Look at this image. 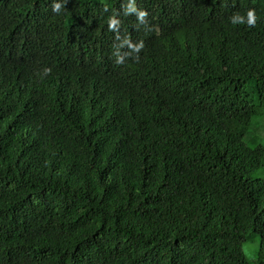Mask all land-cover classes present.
Wrapping results in <instances>:
<instances>
[{
  "label": "trees",
  "instance_id": "obj_1",
  "mask_svg": "<svg viewBox=\"0 0 264 264\" xmlns=\"http://www.w3.org/2000/svg\"><path fill=\"white\" fill-rule=\"evenodd\" d=\"M52 2L0 0V264H264V0Z\"/></svg>",
  "mask_w": 264,
  "mask_h": 264
},
{
  "label": "clouds",
  "instance_id": "obj_2",
  "mask_svg": "<svg viewBox=\"0 0 264 264\" xmlns=\"http://www.w3.org/2000/svg\"><path fill=\"white\" fill-rule=\"evenodd\" d=\"M67 0H53L51 4V10L53 13H60L62 5L66 4ZM125 15L134 13L137 20L144 22V18L147 16V11L144 9H137L135 0H127L126 6H124ZM228 21L233 26L244 25L247 27H253L257 21V15L254 9L248 8L243 12L234 11L228 16ZM119 20L115 15H110L107 18L108 29L115 33V39L117 41L113 46L112 55L115 57V63L121 64L124 62L125 57L131 56L133 53H139L143 47V42H133L129 36L125 35L121 37L117 31ZM127 49L122 52V49ZM51 72V68L44 67L42 69V77L47 76Z\"/></svg>",
  "mask_w": 264,
  "mask_h": 264
},
{
  "label": "rangeland",
  "instance_id": "obj_3",
  "mask_svg": "<svg viewBox=\"0 0 264 264\" xmlns=\"http://www.w3.org/2000/svg\"><path fill=\"white\" fill-rule=\"evenodd\" d=\"M255 137L256 144H264V113L253 121L246 136V141ZM253 177H264L263 171H257ZM259 239L255 236L250 237L243 243V251L246 254L249 264H257V253L259 249Z\"/></svg>",
  "mask_w": 264,
  "mask_h": 264
}]
</instances>
